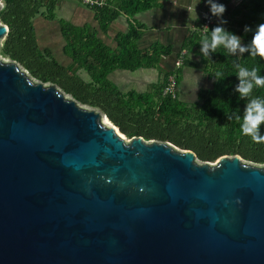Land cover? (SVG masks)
Instances as JSON below:
<instances>
[{
    "label": "water",
    "instance_id": "1",
    "mask_svg": "<svg viewBox=\"0 0 264 264\" xmlns=\"http://www.w3.org/2000/svg\"><path fill=\"white\" fill-rule=\"evenodd\" d=\"M104 119L0 55V264H264V164Z\"/></svg>",
    "mask_w": 264,
    "mask_h": 264
},
{
    "label": "trees",
    "instance_id": "2",
    "mask_svg": "<svg viewBox=\"0 0 264 264\" xmlns=\"http://www.w3.org/2000/svg\"><path fill=\"white\" fill-rule=\"evenodd\" d=\"M95 1L99 3L80 1V4L94 13L98 28L79 27L70 21L61 25L66 54L77 68L87 71L89 78L70 77L51 50L40 47L34 20L40 16L56 19L60 0H3L0 21L10 28L3 41V54L22 64L38 80L54 83L81 104L102 110L128 138L143 136L147 140L170 141L195 151L202 161L238 154L264 164V141L253 140L241 129L246 105L252 98H264V86H254L248 96L242 97L237 75L239 68H256L257 74L264 76V55L255 52L253 44L257 26L264 23V0H242L238 5H233V0L219 1L226 5L222 14L228 21L225 27L239 36L244 51L238 48L235 53H228L218 46L215 51L208 50V57L201 50V39L221 22V17L213 14V22L205 26L203 13L212 0L204 1L206 6L196 27L187 32L179 46L156 41L145 48L140 46V40L148 25L136 20V16L164 7L168 0ZM122 17L126 18L127 30L116 34V47L112 48L99 33L107 34L112 23ZM245 24L250 26L248 31H243ZM167 57L173 58V64L164 66ZM178 59L182 63L176 66ZM185 66L204 67V73L212 81L211 87L200 90V101L193 102L195 106L180 98ZM151 68L160 70L161 76L146 92L125 91L109 78L118 69L134 72ZM217 71L221 77L215 76ZM173 75L177 77L176 97L165 93ZM259 132L264 134V122L259 125Z\"/></svg>",
    "mask_w": 264,
    "mask_h": 264
},
{
    "label": "rangeland",
    "instance_id": "3",
    "mask_svg": "<svg viewBox=\"0 0 264 264\" xmlns=\"http://www.w3.org/2000/svg\"><path fill=\"white\" fill-rule=\"evenodd\" d=\"M190 2H193L194 4L197 3L198 1L190 0ZM184 4L185 3L183 2V0H179V5H177L176 10L175 9L172 10V12L175 13L174 17L167 15L168 18L165 19L163 22H169V21L172 23L179 21L181 22L183 20L184 13L181 10L180 11L177 10L179 8H182ZM80 5L82 4H80L79 0H60V3L58 4L55 10L56 19L50 20L45 18L44 16H40L34 20V23H35L36 34L38 36L40 47L50 49L53 57L57 59L62 65H65L67 69V74L70 77L72 75H79L82 76L83 78H89L87 71L84 69L77 68V64H75L72 61V59L66 54L64 49L66 42L61 33V25L65 21L74 22L73 24L79 27L80 25L82 26L86 25L87 28L92 26H96L98 28V25L94 24L95 20L93 19V16L92 19H86L83 23H80V20L88 17L80 12ZM163 8L164 9L162 10V12L167 14L168 11L166 10L165 6ZM191 15H193L192 12ZM119 20L120 19H118L116 22H118ZM116 22L115 23L113 22L114 24L112 23L113 27L115 26ZM0 23L2 22L0 21ZM118 27H120V25L115 28L117 29ZM3 41L4 40H2V45H3ZM178 42H179L178 40L175 41V43ZM2 50H3V46H0V55L2 57L13 60L11 57L5 56ZM20 65L23 67L22 64ZM204 69H205L204 67L201 68L200 67L195 68L190 66L184 67L183 80L180 85L179 94H180V98L183 99L185 102L192 104L193 102H199L200 90L212 86V81L206 76V74L204 73ZM208 70H211V67ZM160 76H161V72L157 68L139 69L134 72L123 71L118 69L117 73H114V71L111 72L109 78H111L114 82H116L117 85H119L125 91L134 89L140 92H146L150 90V86L153 83H156L158 81ZM193 106H195V104H193ZM96 110L102 112V110L98 108H96ZM218 159L219 157L214 159L212 163H215ZM200 161L207 162L202 160Z\"/></svg>",
    "mask_w": 264,
    "mask_h": 264
},
{
    "label": "clouds",
    "instance_id": "4",
    "mask_svg": "<svg viewBox=\"0 0 264 264\" xmlns=\"http://www.w3.org/2000/svg\"><path fill=\"white\" fill-rule=\"evenodd\" d=\"M235 2L239 3L240 0H235ZM188 11L193 13V20L198 19V13L195 7ZM211 11L214 15L221 17V22L211 27L210 35H204L202 37L201 50L204 56L208 57V50L215 51L218 46H223L228 53H235L238 48L241 52L244 51L239 36L225 27L228 21L222 14L226 11V5L224 3L214 2L211 4ZM257 27L258 31L253 39L254 51L260 55H264V23H260ZM249 28L250 26L245 24L243 31H248ZM257 71L256 68H252L251 70L239 68V72L237 73L240 78L238 91L242 97L248 96L254 86H264V76L258 75ZM221 75L219 71L215 73L216 77H221ZM262 122H264V98H252L245 108V114L241 124L242 132L251 135L252 139L257 142L264 141V134H260L259 132V125Z\"/></svg>",
    "mask_w": 264,
    "mask_h": 264
},
{
    "label": "crops",
    "instance_id": "5",
    "mask_svg": "<svg viewBox=\"0 0 264 264\" xmlns=\"http://www.w3.org/2000/svg\"><path fill=\"white\" fill-rule=\"evenodd\" d=\"M197 3L190 2V0L186 1L183 0L185 3L182 8H179L177 11H182L184 13L183 20L180 22H163L165 19L168 18L170 15L171 17H174V14L172 10H176L177 5H179V0H169L165 3V8L168 11L167 14L162 12L164 9L163 7H155L150 9L148 12L140 13L138 16H136V20L143 24H147V28L144 30V35L142 39L140 40V46L142 48H145L147 46H150L152 43L156 41H161L163 43H173L175 46H179V44L184 39L185 35L190 29H194L196 27V20L192 19L191 11H188L189 9L195 7L196 12L198 13V18L201 16V13L203 12L204 7L206 6L205 0H196ZM242 0H240L241 2ZM239 2V3H240ZM239 3L235 2L233 0V5H238ZM175 6V7H174ZM80 12L84 15L88 16L85 19L80 20V23H83L86 19H94V13L86 8L83 5H80ZM168 15V16H167ZM95 20V19H94ZM93 20V21H94ZM217 20H220V17H217ZM71 22V21H70ZM94 24L98 25V23ZM116 22V21H115ZM114 22V23H115ZM74 23V22H72ZM113 23V24H114ZM117 29L115 27L119 26ZM127 21L125 17L120 18L118 22H116L115 26L113 27L111 25V28L107 34H104L103 32L99 33V37H101L107 45H109L112 48L116 47V41L115 36L119 31H125L127 30ZM96 27V26H94ZM97 28V27H96ZM181 37V38H180ZM179 41L178 43H175V41ZM164 65H172L173 64V58L167 57L163 61ZM118 70H115L114 73H117Z\"/></svg>",
    "mask_w": 264,
    "mask_h": 264
},
{
    "label": "built area",
    "instance_id": "6",
    "mask_svg": "<svg viewBox=\"0 0 264 264\" xmlns=\"http://www.w3.org/2000/svg\"><path fill=\"white\" fill-rule=\"evenodd\" d=\"M79 1H82L83 3L90 4V5L99 3L98 1H95V0H79ZM219 1L220 0H212L211 4L214 2H219ZM211 4L208 6L207 10L203 13V16L206 18V24H205L206 27L213 22V19H212L213 13L211 11ZM181 63H182V60L178 59L176 61V66H179ZM176 86H177L176 75L170 76L168 84L165 89V93L172 94L173 97H176L177 96Z\"/></svg>",
    "mask_w": 264,
    "mask_h": 264
},
{
    "label": "bare ground",
    "instance_id": "7",
    "mask_svg": "<svg viewBox=\"0 0 264 264\" xmlns=\"http://www.w3.org/2000/svg\"><path fill=\"white\" fill-rule=\"evenodd\" d=\"M104 122H105V124H107V125H112V122H110V121H108L107 119H104ZM118 131H119V129H117Z\"/></svg>",
    "mask_w": 264,
    "mask_h": 264
}]
</instances>
